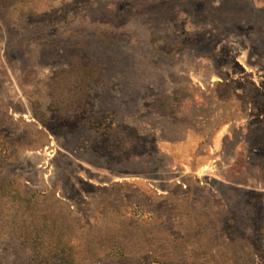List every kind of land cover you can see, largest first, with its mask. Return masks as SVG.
Here are the masks:
<instances>
[{"label": "rangeland", "instance_id": "374dc122", "mask_svg": "<svg viewBox=\"0 0 264 264\" xmlns=\"http://www.w3.org/2000/svg\"><path fill=\"white\" fill-rule=\"evenodd\" d=\"M0 264H264V0H0Z\"/></svg>", "mask_w": 264, "mask_h": 264}]
</instances>
